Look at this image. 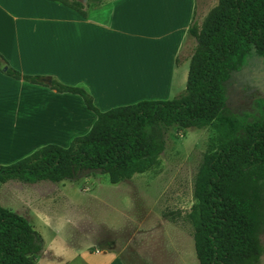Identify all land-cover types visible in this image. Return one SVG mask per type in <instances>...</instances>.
<instances>
[{"label": "trees", "instance_id": "trees-1", "mask_svg": "<svg viewBox=\"0 0 264 264\" xmlns=\"http://www.w3.org/2000/svg\"><path fill=\"white\" fill-rule=\"evenodd\" d=\"M80 16L104 0H49ZM183 93L169 100H142L99 112L82 88L48 76L23 75L0 56V73L80 97L95 115L90 129L65 148L48 144L0 166V183L72 181L106 175L116 184L150 168L164 150L168 128L202 129L215 138L193 182L192 242L197 264H259L264 233V118L238 120L225 106L224 84L254 54L264 60V0H217L198 24ZM5 67L3 71L2 68ZM42 248L28 221L0 206V264H34Z\"/></svg>", "mask_w": 264, "mask_h": 264}, {"label": "crops", "instance_id": "crops-1", "mask_svg": "<svg viewBox=\"0 0 264 264\" xmlns=\"http://www.w3.org/2000/svg\"><path fill=\"white\" fill-rule=\"evenodd\" d=\"M195 9L196 0H104L82 17L49 0H0V56L20 74L82 88L99 112L168 100L174 86L185 87L179 64L191 55L184 50ZM123 41L140 45L117 50ZM177 70H184L179 78ZM94 120L79 96L0 73V166L48 144L65 148ZM54 199L22 202L21 214L42 239L34 264H127L102 238L67 232L45 211Z\"/></svg>", "mask_w": 264, "mask_h": 264}, {"label": "rangeland", "instance_id": "rangeland-1", "mask_svg": "<svg viewBox=\"0 0 264 264\" xmlns=\"http://www.w3.org/2000/svg\"><path fill=\"white\" fill-rule=\"evenodd\" d=\"M216 2L196 0L195 22L199 24ZM138 45L123 41L115 47L136 49ZM192 47L189 38L186 56ZM179 65L185 66L187 73L188 59ZM183 71H176L178 78ZM183 90L184 85L174 86L168 100ZM224 90L225 106L238 120L263 119L264 60L251 54L244 66L231 74ZM214 138L212 125L182 130L170 127L164 135V150L140 174L116 184H109L106 175L99 174L58 183L7 181L0 184V206L25 218L21 214L23 201L31 204L40 196L53 197L55 202L46 204L51 208L45 211L60 220L67 232L91 241L102 238L100 245L114 247L127 264H197L192 243L193 182ZM260 243L263 254L259 264H264V233Z\"/></svg>", "mask_w": 264, "mask_h": 264}, {"label": "water", "instance_id": "water-1", "mask_svg": "<svg viewBox=\"0 0 264 264\" xmlns=\"http://www.w3.org/2000/svg\"><path fill=\"white\" fill-rule=\"evenodd\" d=\"M2 70L4 71L5 70V67H3Z\"/></svg>", "mask_w": 264, "mask_h": 264}]
</instances>
